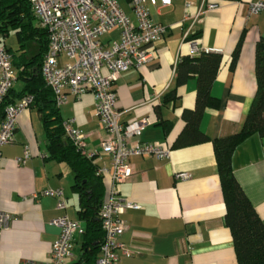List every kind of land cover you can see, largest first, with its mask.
<instances>
[{
    "label": "crops",
    "instance_id": "0c3cea01",
    "mask_svg": "<svg viewBox=\"0 0 264 264\" xmlns=\"http://www.w3.org/2000/svg\"><path fill=\"white\" fill-rule=\"evenodd\" d=\"M253 1L210 0L218 7L203 8L189 31L190 18L184 16L195 15L201 0H194L188 7L185 0H172L165 7L148 5L152 20L165 25L167 32L147 46L152 53L147 63L119 74L116 106L123 112V122L147 120L137 139L166 146L170 155L165 159L130 156L132 174L115 185L118 197L140 205L139 209L121 213L126 229L120 242L133 253L127 256L117 249V264H238L232 234L223 221L225 202L214 139L239 131L256 93L255 47L264 38V11L249 14L248 4ZM128 8L123 10L134 22ZM26 21L24 18L22 23ZM32 23L39 27L35 19ZM192 29L198 31L194 40L188 37ZM11 34L14 38L9 42ZM19 34L11 28L1 36L18 76L10 91L13 102L26 95H22L27 81L23 75L37 69L33 57L40 50L37 36ZM118 38L119 30L113 29L101 40L109 44ZM201 51L220 53L221 62L210 88L217 104L204 109L199 123L206 139L194 140L183 135V130L185 112L195 107L197 76L177 85L175 69L183 56ZM60 60L64 62L66 57ZM173 90L174 99L170 98ZM58 112L63 122L73 120L72 124L82 131L87 151L99 147L106 132L91 92L77 98L69 94ZM25 151L28 157L20 164L17 158ZM93 163L97 173L100 167L110 166V158L97 152ZM231 164L238 183L264 220V136L252 134L242 141L232 153ZM180 172L189 176L179 178L176 174ZM74 180L68 162L50 157L42 113L32 103L18 116L12 140L0 147V211L10 215L8 227L0 230V264H40L48 260L59 232L52 220L67 214L80 221ZM102 182L106 190L110 175L102 177ZM44 189H60L66 208L57 209L55 197L32 196ZM79 241L76 234L73 256L67 264L76 260Z\"/></svg>",
    "mask_w": 264,
    "mask_h": 264
},
{
    "label": "built area",
    "instance_id": "2783aa9c",
    "mask_svg": "<svg viewBox=\"0 0 264 264\" xmlns=\"http://www.w3.org/2000/svg\"><path fill=\"white\" fill-rule=\"evenodd\" d=\"M31 10L39 25L48 33V48L41 64V75L53 93L55 105L65 103L68 95L75 98L91 92L95 98L96 114L104 124L107 137L100 141L101 151L109 154L110 166L100 167L98 174L110 175V184L105 190L100 207L101 227L105 238L101 244L96 264H117L121 248L129 256L128 250L120 242L126 229L121 217L125 209H139L140 205L117 196L115 185L123 182L131 173L132 167L128 158L132 155H152L156 159H165L170 155L166 146L139 143L148 121L133 119L121 120L122 111L116 106L117 93L115 82L119 74L131 68H139L152 58L147 46L161 39L167 27L152 20L148 5L162 7L172 4V0H127L135 21L126 14L118 0H29ZM194 0H185L186 7ZM218 4L210 0H201L200 9L190 18L189 29L201 13V10L216 9ZM264 11V0L248 4V13L257 14ZM113 29L119 30V38L109 44L102 42L101 37ZM61 56L66 57L62 62ZM16 72L12 66L11 55L0 41V104L16 81ZM33 95L26 94L18 102L5 107L3 120L0 122V147L13 138L17 119L33 103ZM73 120L63 123L64 132L73 145L85 156H93L95 151H87L84 135L72 124ZM28 157L25 151L17 162L23 164ZM187 178V172L176 174ZM52 196L57 200V209L66 208V200L60 189H44L33 193ZM10 215L0 211V230L9 225ZM58 228V237L52 244L49 258L40 264H67L73 256L72 243L76 234L83 233L81 221L73 220L67 214L59 215L52 220Z\"/></svg>",
    "mask_w": 264,
    "mask_h": 264
},
{
    "label": "trees",
    "instance_id": "16d2710c",
    "mask_svg": "<svg viewBox=\"0 0 264 264\" xmlns=\"http://www.w3.org/2000/svg\"><path fill=\"white\" fill-rule=\"evenodd\" d=\"M24 18L26 23H22ZM32 19L37 21L29 0H0V41L3 42L1 36L11 28L18 34L29 33L39 39L40 50L33 57L37 69L23 75L27 81L22 95H33V104L40 107L50 157L65 160L74 173L73 188L78 194V213L84 231L80 234L78 256L70 264H96L104 240L99 217L105 194L104 185L101 176L96 173L93 158L83 155L65 135L52 90L41 75V64L48 48V33L40 25L33 26ZM189 33V39L194 40L198 36V31L194 29ZM235 53L232 56V66L236 59ZM10 55L14 66L12 54ZM220 62V53L201 51L198 54L183 56L176 65L177 85L184 83L191 76H197L198 80L195 107L184 114L186 125L183 135L190 139H206L199 129V123L204 109L217 104L210 88ZM22 73L23 71L19 76ZM255 77L256 93L241 128L234 134L214 139L217 169L225 202L223 221L232 234L238 264H264V220L260 218L238 183L231 164L232 153L242 141L252 134L264 136V38L259 39L255 47ZM12 89L13 87L10 91ZM170 98H175L174 90L170 93ZM10 103L14 102L10 100L9 92L0 104V122L3 120L5 107Z\"/></svg>",
    "mask_w": 264,
    "mask_h": 264
},
{
    "label": "rangeland",
    "instance_id": "374dc122",
    "mask_svg": "<svg viewBox=\"0 0 264 264\" xmlns=\"http://www.w3.org/2000/svg\"><path fill=\"white\" fill-rule=\"evenodd\" d=\"M119 1V3L121 4V6L124 8V10L125 11H127L129 8H128V3L126 2V0H118ZM14 38V34H11V36H9V42L12 40ZM103 38H105V36L103 37ZM9 92H10V90H9ZM8 92V93H9ZM7 93V94H8ZM64 123V122H63ZM105 132H106V130H105ZM141 135H139V136H137L138 138L140 137ZM107 137V132H106V136L104 137V138H106ZM137 142H139V143H147V142H142V141H140L139 139H137L136 140ZM151 144H153V143H151ZM99 153H105V154H107L108 156H109V154L108 153H106V152H104V151H101V145L99 144V147L96 149ZM97 153V152H96ZM138 156V155H137ZM141 156H152V155H150V154H148V155H141ZM152 157H154V156H152ZM91 158H93V156H91ZM128 160H129V158H128ZM97 174H98V170H97ZM132 174V173H131ZM130 174V175H131ZM99 176H101L100 174H98ZM129 175V176H130ZM128 176V177H129ZM127 177V178H128ZM101 178H102V176H101ZM104 232V231H103ZM104 238H105V233H104Z\"/></svg>",
    "mask_w": 264,
    "mask_h": 264
}]
</instances>
